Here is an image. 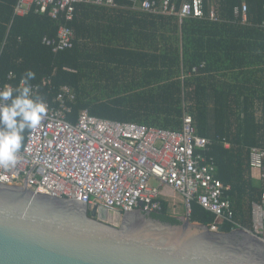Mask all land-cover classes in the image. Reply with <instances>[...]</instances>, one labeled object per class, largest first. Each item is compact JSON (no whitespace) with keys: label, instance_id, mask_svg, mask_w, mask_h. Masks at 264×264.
<instances>
[{"label":"trees","instance_id":"trees-1","mask_svg":"<svg viewBox=\"0 0 264 264\" xmlns=\"http://www.w3.org/2000/svg\"><path fill=\"white\" fill-rule=\"evenodd\" d=\"M18 1L0 0V84L17 87L32 70L30 84L52 79L49 99L70 85L77 95L72 121L88 110L101 118L180 129L184 115H192L198 133L211 140L209 156L236 221L253 229V203L264 192V180L254 177L250 164L252 148L264 149V0H205L204 17L181 24L177 16L130 10L128 0H118V8L128 11L116 15L94 13L115 7L79 3L68 23L74 46L60 52L43 39L55 37L65 18L35 8L18 15ZM243 3L246 22L235 14ZM211 10L218 20L210 18ZM10 73L16 77L9 79ZM152 215L180 222L168 203ZM191 219L209 226L215 215L194 203ZM232 228L222 225L226 232Z\"/></svg>","mask_w":264,"mask_h":264},{"label":"built area","instance_id":"built-area-1","mask_svg":"<svg viewBox=\"0 0 264 264\" xmlns=\"http://www.w3.org/2000/svg\"><path fill=\"white\" fill-rule=\"evenodd\" d=\"M128 1L134 10L177 16L180 24L205 15V0H183L180 5L178 0ZM79 3L120 6L118 0H19L16 14L24 15L35 8L39 13L49 12L54 19L63 16L67 24L60 26L55 37L43 39L54 52H60L74 46L75 31L68 23L75 19ZM247 10L243 3L235 8V14L246 22ZM210 18L218 20L215 10H211ZM197 70L193 67L191 72ZM15 77L14 73L8 76ZM30 85L39 96L48 88L43 98L47 114L37 128L26 133L17 164L0 169L1 183L81 199L89 211L162 212L168 203L172 216L191 218L193 204L198 203L215 215L211 230L218 231L225 223L232 229L245 228L236 221L227 187L217 177V165L209 156L211 140L198 133L192 115H184L180 129L101 118L88 110L72 121L69 116L77 95L70 85H61L51 99L48 94L55 86L50 77ZM5 86L16 87L11 82L0 84V88ZM250 164L253 175L257 172L256 178L264 180V149L252 148ZM252 220L253 229H245L264 239V192L261 202L253 203Z\"/></svg>","mask_w":264,"mask_h":264},{"label":"water","instance_id":"water-1","mask_svg":"<svg viewBox=\"0 0 264 264\" xmlns=\"http://www.w3.org/2000/svg\"><path fill=\"white\" fill-rule=\"evenodd\" d=\"M86 204L0 182V264H264V239L245 228Z\"/></svg>","mask_w":264,"mask_h":264},{"label":"clouds","instance_id":"clouds-1","mask_svg":"<svg viewBox=\"0 0 264 264\" xmlns=\"http://www.w3.org/2000/svg\"><path fill=\"white\" fill-rule=\"evenodd\" d=\"M34 78L35 72L28 70L20 86L0 88V169L17 164L26 132L37 128L47 114L46 102L28 83Z\"/></svg>","mask_w":264,"mask_h":264},{"label":"crops","instance_id":"crops-1","mask_svg":"<svg viewBox=\"0 0 264 264\" xmlns=\"http://www.w3.org/2000/svg\"><path fill=\"white\" fill-rule=\"evenodd\" d=\"M98 12H94V13H100V14H106V15H116V14H119V13H121V12H125V11H128L127 10V8H118V7H115V8H108V9H106V8H99V9H96ZM130 10H133V11H139V10H134V9H130ZM108 18H105V19H103V18H101V19H99V22H110V21H112V20H115L116 18L114 17V18H110V20L108 21L107 20ZM256 176H257V172H256V174H254V177L256 178ZM177 201H180V199L178 198L177 199ZM170 210H171V208H170Z\"/></svg>","mask_w":264,"mask_h":264},{"label":"rangeland","instance_id":"rangeland-1","mask_svg":"<svg viewBox=\"0 0 264 264\" xmlns=\"http://www.w3.org/2000/svg\"><path fill=\"white\" fill-rule=\"evenodd\" d=\"M177 197H178L179 199H181V196L178 195ZM178 198H177V199H178ZM177 210H178L179 212H184V210L182 211V207H179V206H177Z\"/></svg>","mask_w":264,"mask_h":264},{"label":"bare ground","instance_id":"bare-ground-1","mask_svg":"<svg viewBox=\"0 0 264 264\" xmlns=\"http://www.w3.org/2000/svg\"><path fill=\"white\" fill-rule=\"evenodd\" d=\"M86 4V3H85Z\"/></svg>","mask_w":264,"mask_h":264}]
</instances>
